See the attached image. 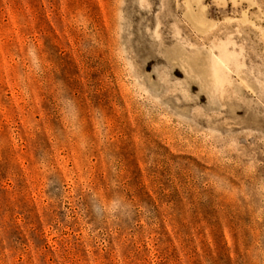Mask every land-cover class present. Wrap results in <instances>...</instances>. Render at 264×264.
Segmentation results:
<instances>
[{"label": "rangeland", "instance_id": "1", "mask_svg": "<svg viewBox=\"0 0 264 264\" xmlns=\"http://www.w3.org/2000/svg\"><path fill=\"white\" fill-rule=\"evenodd\" d=\"M0 264H264V0H0Z\"/></svg>", "mask_w": 264, "mask_h": 264}]
</instances>
